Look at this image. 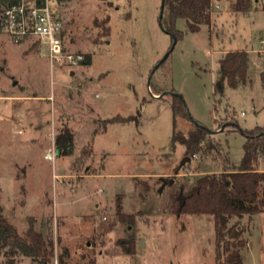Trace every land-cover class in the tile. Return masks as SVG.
Instances as JSON below:
<instances>
[{
    "label": "rangeland",
    "instance_id": "obj_1",
    "mask_svg": "<svg viewBox=\"0 0 264 264\" xmlns=\"http://www.w3.org/2000/svg\"><path fill=\"white\" fill-rule=\"evenodd\" d=\"M230 1L217 2L199 31L179 18L183 37L166 59L172 37L160 25L162 0H58L67 47L91 56L73 69L51 68L46 44L13 43L0 32V208L20 234L33 223L77 264H216L213 216L168 207L176 187L240 165L239 128H264V0L247 12ZM232 50L249 53L248 80L235 88L219 72ZM173 93L190 117L179 116L178 129L198 121L222 148L205 142L178 172L186 152L172 139ZM118 114L138 118L106 123ZM63 127L74 132L67 155L57 154ZM240 223V264H264V210ZM6 250L0 264H57Z\"/></svg>",
    "mask_w": 264,
    "mask_h": 264
},
{
    "label": "trees",
    "instance_id": "obj_2",
    "mask_svg": "<svg viewBox=\"0 0 264 264\" xmlns=\"http://www.w3.org/2000/svg\"><path fill=\"white\" fill-rule=\"evenodd\" d=\"M60 1V0H59ZM230 9L234 12H247L253 6V0H231ZM213 0H165L161 27L171 35L172 44L168 49V56L172 51L174 39L183 37V32L177 28L179 18L186 19L192 31H199L202 25H210L212 20ZM108 19V18H107ZM249 53L246 50H232L225 52L219 59V72L222 79L229 86L235 88L248 80ZM82 64H91V56L85 55ZM173 92H176L173 90ZM156 93V91H154ZM171 107L175 125L173 143H181L185 147L186 156L193 159L197 152L203 150V144L208 142V149L221 151V144L212 140L213 133L200 122L191 120V126L184 132L176 126L177 118L187 117L186 103L181 94H172ZM137 116L125 117L120 114L110 117L106 123L126 122L137 119ZM234 122H230L233 124ZM238 126V125H237ZM239 130L246 140L243 145L244 154L238 167H223L221 171L199 175L190 187L183 184L176 187L170 197L169 209L172 213H188L195 215L208 214L214 218L215 225V253L216 264H240L241 249L247 246V240L241 237L245 227L240 219L264 210V200L259 199L260 189L264 188V168L259 164L264 162V128ZM74 133L63 127L56 137V145L63 154L73 151ZM230 163V160H229ZM118 213L120 204H118ZM238 217L233 225L228 226L232 217ZM122 243V241H120ZM128 253L133 252L134 243L129 241ZM9 256L22 254L40 263H51L57 259V264H77L71 261L67 249L58 255L55 252L54 241L42 231L35 228L33 223L24 234H20L16 226L9 222L0 208V254L3 249ZM9 262L13 263L11 259ZM84 264H95L89 260Z\"/></svg>",
    "mask_w": 264,
    "mask_h": 264
},
{
    "label": "built area",
    "instance_id": "obj_3",
    "mask_svg": "<svg viewBox=\"0 0 264 264\" xmlns=\"http://www.w3.org/2000/svg\"><path fill=\"white\" fill-rule=\"evenodd\" d=\"M57 2L58 0H0V32L13 43L34 40L46 44L51 68L73 69L83 63L85 54L67 47ZM217 2L213 0L212 8H220ZM47 158L53 159V156L48 154Z\"/></svg>",
    "mask_w": 264,
    "mask_h": 264
},
{
    "label": "water",
    "instance_id": "obj_4",
    "mask_svg": "<svg viewBox=\"0 0 264 264\" xmlns=\"http://www.w3.org/2000/svg\"><path fill=\"white\" fill-rule=\"evenodd\" d=\"M164 1L165 0H162V3H161V9H160V16H159V21H160V23H161V19H162V17H163V12H164ZM175 43H176V39H174V45H175ZM173 45V46H174ZM173 46H172V48H173ZM167 56H168V53L164 56V59H166L167 58ZM166 93H168V92H164V93H162V94H160L159 96H156V95H154L153 94V96H155V97H161V96H163V95H165ZM175 94V93H174ZM57 154H60V148H58V150H57ZM188 161H191V156H185V158H184V160L182 161V163H181V165L178 167V169L176 170L177 172L179 171V169L186 163V162H188ZM165 181V183L167 182V180H164ZM168 182L169 183H172L173 182V178H170L169 180H168Z\"/></svg>",
    "mask_w": 264,
    "mask_h": 264
},
{
    "label": "crops",
    "instance_id": "obj_5",
    "mask_svg": "<svg viewBox=\"0 0 264 264\" xmlns=\"http://www.w3.org/2000/svg\"><path fill=\"white\" fill-rule=\"evenodd\" d=\"M218 2H220L221 0H217ZM230 3H231V1H230ZM63 33H64V29H63ZM28 42V41H27ZM23 45L24 44H27V43H22ZM29 99V98H28ZM110 118V117H109ZM91 128V127H90ZM90 131H91V129H90ZM73 132V131H72ZM74 133V132H73Z\"/></svg>",
    "mask_w": 264,
    "mask_h": 264
}]
</instances>
